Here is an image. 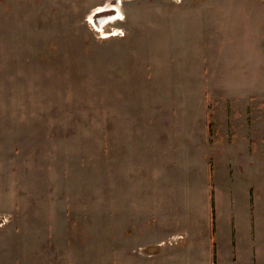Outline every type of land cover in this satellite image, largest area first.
I'll list each match as a JSON object with an SVG mask.
<instances>
[{"label": "rangeland", "instance_id": "obj_1", "mask_svg": "<svg viewBox=\"0 0 264 264\" xmlns=\"http://www.w3.org/2000/svg\"><path fill=\"white\" fill-rule=\"evenodd\" d=\"M172 4L202 6L173 16ZM172 17L188 53L186 92L164 90L180 79L165 41L149 53L154 27L171 36ZM210 35L215 52L231 46L222 59L233 74L243 62L264 87V0H0V264H264V160L259 178L246 177L250 208L227 157L214 158L216 218L212 189L206 202L200 183L182 184L193 166L174 155L181 134L155 119L185 94L191 115L207 100L208 68L194 65L193 49ZM164 161L178 185L170 196L140 183Z\"/></svg>", "mask_w": 264, "mask_h": 264}, {"label": "crops", "instance_id": "obj_2", "mask_svg": "<svg viewBox=\"0 0 264 264\" xmlns=\"http://www.w3.org/2000/svg\"><path fill=\"white\" fill-rule=\"evenodd\" d=\"M201 6L202 5H196V7L194 6V8H192L191 6L190 8L188 5L172 4L168 6L166 10L170 11L168 14L180 12L179 14H173V16H184L185 14L183 12H192L199 9ZM165 22V28H170L172 35L162 38L160 33L163 27H154V35H152L151 38L154 36L155 38L153 39L154 41L149 42V53L151 56V54L159 51L162 42L165 41L166 45H168V50L165 52L167 63L168 59L171 64L174 58L176 60L180 58L176 63L180 79L164 84V90L171 92H186L189 86L187 83H183V76L187 75V71L183 72V68L188 67L186 66L187 62L184 61V58L188 57V53L185 52L186 49L183 51L179 48L180 42L182 43V41H184V36L180 32L182 25L179 26L173 17L172 20L167 19ZM209 37L211 40H209V38L198 40L195 44L196 47L193 49V55H196L194 58L197 60L194 65L207 66L206 68H208V71L203 70V73L208 74L207 86L205 88L208 91L207 100L205 98L204 101L198 103V106L195 107L197 115H191L187 95H184L185 101H183V98H181L182 94H180L181 100L178 99L179 101L177 102L172 100V103H167L169 105L164 106V114L163 110H160L161 114H157L155 119L162 124L159 126L160 132L163 131L167 135L176 132L181 134V138L179 137L174 141V155L180 156L179 161H181V158H185V160L193 166L192 168H188L187 172L190 171L186 180L183 179L182 184L184 186L195 187L197 183H200L205 189L201 192L202 195L200 194L199 197L203 198L205 196L206 199L203 198V200L206 202L210 201L212 198L210 195V189H212L211 193L212 196L215 197L214 201L216 202L217 218V198L213 182L214 180L217 182L216 178H218L219 175L220 178H222L223 174H218V168H216L214 160L215 157H220L221 155L227 157L226 160L229 165L227 168L230 170L229 175L227 174L228 177L231 180H237L240 182L241 186L245 187V196L247 200L249 198L250 208L254 201L252 182L246 181V177L249 176L253 178L255 173L259 178V174H262L264 160V101L262 92L264 91V87L261 84L260 86L256 85L255 89L253 88V79L248 77L246 69L243 68V62H240L243 66H239L240 70L237 71L238 75L235 71L233 74L231 69H235L236 67L231 68L234 63L233 60L230 61L226 58L229 62L225 60L223 63L222 59V54L231 50V46L228 45L224 51L221 49V51L215 52L211 46L214 45L213 40L215 36L210 35ZM159 52L161 53V51ZM150 59V68L152 69L154 66L153 64L157 62V58L150 57ZM205 60L207 61L206 64H204ZM235 63L237 64V62ZM216 73L220 78L213 76ZM255 91L259 92V94L254 95ZM254 96L256 97L254 98ZM210 102H212V104H210ZM150 122L152 121L149 120V123ZM142 129L145 128L142 127ZM165 141L168 142V140ZM194 154L199 155L200 158L194 157ZM165 161L162 167L161 164L158 165L160 174L152 173L151 175L150 173L148 177L141 176L142 180H140V183L144 184V187L147 185L146 183H148L150 188H159L158 192L164 196H166L165 194L167 192L169 194L172 188L175 190V187H178L175 183L177 180L172 178L169 172L170 167L167 169ZM195 168H197L199 172L196 178L190 180L189 175ZM132 173H134V169ZM157 176L159 177L157 178ZM127 181H132L131 186L134 196L136 193L134 190V185H136L134 181L136 180L132 178ZM172 184L174 185L173 187H171ZM155 193L156 190L153 191V194ZM200 213L201 212L198 213L197 210L192 208L191 219L193 220L194 218L195 220L196 216ZM214 214L213 209L210 210L207 206V213L201 216L203 219L207 217L208 223H210L209 225L211 226V230L208 231V234L212 235L213 240L217 233V228L215 232L213 231L215 228L213 221H216ZM156 219H158L157 222L161 224L168 223L163 214L158 213ZM215 223H217V221ZM169 224L171 226L173 222ZM211 231H213V234ZM249 234L253 236L252 231H250ZM258 250V244L253 246V254ZM255 255L256 254L253 256L255 257ZM261 256H264V254Z\"/></svg>", "mask_w": 264, "mask_h": 264}, {"label": "bare ground", "instance_id": "obj_3", "mask_svg": "<svg viewBox=\"0 0 264 264\" xmlns=\"http://www.w3.org/2000/svg\"><path fill=\"white\" fill-rule=\"evenodd\" d=\"M112 7V6H111ZM101 9V8H100ZM99 12V11H98ZM117 15H118V13H117ZM115 17V14H110L109 16H103V17H101L100 19H98L99 20V22H102V21H106V20H109V19H113ZM123 17V16H122ZM92 19V18H91ZM103 25V24H102Z\"/></svg>", "mask_w": 264, "mask_h": 264}, {"label": "built area", "instance_id": "obj_4", "mask_svg": "<svg viewBox=\"0 0 264 264\" xmlns=\"http://www.w3.org/2000/svg\"><path fill=\"white\" fill-rule=\"evenodd\" d=\"M118 34L120 33V34H123V32L122 31H120V32H117Z\"/></svg>", "mask_w": 264, "mask_h": 264}]
</instances>
